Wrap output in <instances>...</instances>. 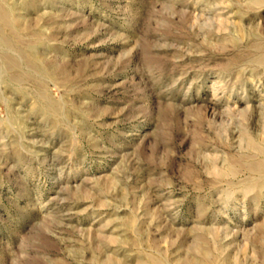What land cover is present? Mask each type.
Instances as JSON below:
<instances>
[{"label":"rangeland","instance_id":"obj_1","mask_svg":"<svg viewBox=\"0 0 264 264\" xmlns=\"http://www.w3.org/2000/svg\"><path fill=\"white\" fill-rule=\"evenodd\" d=\"M0 10V264H264V0Z\"/></svg>","mask_w":264,"mask_h":264},{"label":"bare ground","instance_id":"obj_2","mask_svg":"<svg viewBox=\"0 0 264 264\" xmlns=\"http://www.w3.org/2000/svg\"><path fill=\"white\" fill-rule=\"evenodd\" d=\"M0 11H1V10H0ZM1 13H2V12H1ZM3 18L6 19L4 15H3ZM7 20H9V19H7Z\"/></svg>","mask_w":264,"mask_h":264}]
</instances>
